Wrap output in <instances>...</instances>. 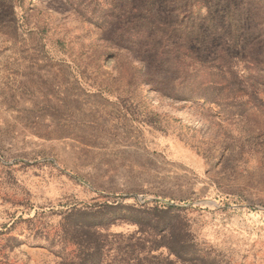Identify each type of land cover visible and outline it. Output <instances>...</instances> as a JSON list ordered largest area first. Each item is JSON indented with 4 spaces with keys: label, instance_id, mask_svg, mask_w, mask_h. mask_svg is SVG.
Wrapping results in <instances>:
<instances>
[{
    "label": "rangeland",
    "instance_id": "1",
    "mask_svg": "<svg viewBox=\"0 0 264 264\" xmlns=\"http://www.w3.org/2000/svg\"><path fill=\"white\" fill-rule=\"evenodd\" d=\"M95 246L264 264V0H0V264Z\"/></svg>",
    "mask_w": 264,
    "mask_h": 264
},
{
    "label": "trees",
    "instance_id": "2",
    "mask_svg": "<svg viewBox=\"0 0 264 264\" xmlns=\"http://www.w3.org/2000/svg\"><path fill=\"white\" fill-rule=\"evenodd\" d=\"M80 220V219H79ZM130 222H133L135 224H137L139 226V231H141V233L143 232V226H146L149 222V219H127ZM175 220V219H174ZM173 219H157V221L155 223H152L151 225H147V226H151L150 229L153 232V234L156 233H162V234H166L169 233L171 238L175 237V230L174 228H172L171 226V222L174 221ZM78 222V220H77ZM139 242L136 241L135 243L131 244L130 246L133 248L134 246H139ZM162 246H166L169 253H174L175 255H178L181 251L183 252L186 245L182 242V243H174V241H171L169 243H165V242H160V241H155L154 239L151 240V245H149V249H158ZM143 247H141L142 249ZM99 250L100 248L98 246H95L93 251L91 253H86L84 255H86L85 258L82 259V263L81 264H86V262H88L89 260L93 259V255H99ZM92 257V258H90Z\"/></svg>",
    "mask_w": 264,
    "mask_h": 264
}]
</instances>
